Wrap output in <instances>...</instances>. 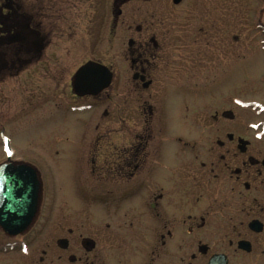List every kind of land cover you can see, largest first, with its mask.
I'll use <instances>...</instances> for the list:
<instances>
[{"label":"flooded vegetation","instance_id":"af4514ba","mask_svg":"<svg viewBox=\"0 0 264 264\" xmlns=\"http://www.w3.org/2000/svg\"><path fill=\"white\" fill-rule=\"evenodd\" d=\"M132 1L157 4L137 22ZM34 2L0 0V118L47 98L58 165L48 203L36 166L30 226L0 225V264H264V36L229 35L227 0H106L108 56L89 57L75 28L99 0ZM88 61L113 72L105 89L76 82Z\"/></svg>","mask_w":264,"mask_h":264},{"label":"rangeland","instance_id":"374dc122","mask_svg":"<svg viewBox=\"0 0 264 264\" xmlns=\"http://www.w3.org/2000/svg\"><path fill=\"white\" fill-rule=\"evenodd\" d=\"M156 2L152 3H143L141 1H132L128 3L125 6L126 12L128 14L136 15L137 22L141 19L144 12L146 11H152L153 5H156ZM34 5L39 8L43 9L45 5V0H35ZM227 6L228 9L233 11H239L242 15V23H243V29H236V21L237 18H235V15L233 14L232 17H228V23L231 24L233 27L228 29V34L232 35L235 32H240V35L247 38L250 36H262V34H259L257 31V34H254V31L259 28L258 22L261 19V21L264 23V0H227ZM106 10V0H99V7L96 13H93L92 10H85L84 13V26H81V20L79 22V29L75 28L76 31L80 33L81 42L83 41V35L85 38H89L87 41L84 42V53L89 57H102L107 58L108 54H105L103 51V44L106 43V24H103L104 15ZM36 23H40V29L44 32L45 29V19L44 14L36 13ZM83 14L81 15V17ZM232 21V22H231ZM89 22V24H88ZM105 22V21H104ZM84 27V28H83ZM59 31H61V28H58ZM119 35L117 34V42L121 40L123 37V33L121 29H119ZM78 34L71 36L72 40L79 39ZM54 36H59L54 34ZM87 45H86V44ZM58 56L63 53L61 46L58 48ZM60 58V57H59ZM252 59L251 57H249ZM58 63L61 62V60L57 59L55 60ZM79 60L73 61L74 63H78ZM247 66H243V75L238 74V81L240 84H243L244 81H242V78L247 75ZM243 76V77H242ZM37 84L41 86H47L49 83L47 82V77L43 78L41 82H37ZM231 84V82H229ZM226 84L227 89H230V85ZM246 87V84H244ZM245 89V88H244ZM248 92L251 91V87L245 89ZM16 94V93H15ZM45 92H40L37 96L43 95ZM47 95V93H46ZM249 95V94H245ZM17 98V94H16ZM47 98H40V100L36 99V103L33 104V107L30 109L31 111V120L29 122L25 120H18L17 119V112L16 108L9 113L8 118H4V120H1L0 118V124L3 122L5 126L7 127L6 132L10 136L11 141L14 145H16L18 152L16 153V156L18 158H23L26 160H31L34 163H36L42 171L43 177H44V194L43 199L45 200L47 198V182L50 180V174L47 171V164H54L58 165L56 162V158L53 156L51 157L50 162H47ZM16 107L18 105V100L15 103ZM1 112V111H0ZM7 113H5V116ZM29 116V117H30ZM18 121H17V120ZM28 134L25 135V137L20 136V134ZM29 141L28 142V138ZM3 142L0 140V162H2L5 159V153L3 150ZM54 172V171H52ZM59 175L58 172H55V175ZM48 203V201H47ZM85 210L84 212H93V206L92 205H84ZM48 207V204H47ZM60 207V206H59ZM77 207V206H76ZM75 207V208H76ZM82 208V207H81ZM79 210V206L77 208ZM70 210V208H68ZM66 211V210H65Z\"/></svg>","mask_w":264,"mask_h":264},{"label":"water","instance_id":"95a60500","mask_svg":"<svg viewBox=\"0 0 264 264\" xmlns=\"http://www.w3.org/2000/svg\"><path fill=\"white\" fill-rule=\"evenodd\" d=\"M93 64L81 67L76 78L82 86L100 90L109 84L111 75L105 66ZM11 154L9 150V158ZM39 189L37 172L31 166L8 162L0 165V224L6 231L17 234L31 223L38 206Z\"/></svg>","mask_w":264,"mask_h":264}]
</instances>
